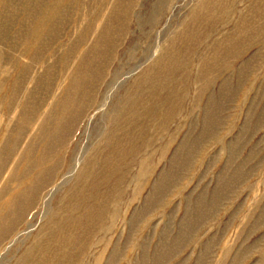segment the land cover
I'll return each instance as SVG.
<instances>
[{"label": "rangeland", "instance_id": "obj_1", "mask_svg": "<svg viewBox=\"0 0 264 264\" xmlns=\"http://www.w3.org/2000/svg\"><path fill=\"white\" fill-rule=\"evenodd\" d=\"M55 2L0 0V147L26 168L0 196L47 144L63 163L0 264H264V0Z\"/></svg>", "mask_w": 264, "mask_h": 264}, {"label": "bare ground", "instance_id": "obj_2", "mask_svg": "<svg viewBox=\"0 0 264 264\" xmlns=\"http://www.w3.org/2000/svg\"><path fill=\"white\" fill-rule=\"evenodd\" d=\"M63 1V0H62ZM70 1V0H69ZM54 4L57 5H61V0H57ZM64 4V3H63ZM73 4H71L72 6ZM58 6V7H59ZM61 7V6H60ZM82 7V6H81ZM100 7V6H99ZM51 8V7H50ZM71 8V7H70ZM96 8V7H93ZM98 8V7H97ZM55 9V8H54ZM67 9V8H66ZM97 10V9H96ZM64 11V10H63ZM97 12V11H96ZM101 13V12H100ZM110 13V12H109ZM76 15V14H75ZM112 15V14H111ZM114 15V14H113ZM112 15V17H113ZM97 16V15H96ZM65 18V15L64 17ZM55 19V18H54ZM60 19V18H59ZM50 22V21H49ZM103 22V21H102ZM72 24V23H71ZM39 25V24H38ZM64 25V24H63ZM97 25V24H96ZM108 25V24H107ZM38 27V26H37ZM43 27V26H42ZM47 27V26H46ZM51 27V26H50ZM83 27V26H82ZM109 27V26H108ZM49 28V27H48ZM76 28V27H75ZM99 29V28H98ZM43 30V29H42ZM37 32V31H36ZM19 33V32H18ZM33 32L31 31V34ZM37 33H41V28L40 30H38ZM48 33V32H47ZM55 36V35H54ZM94 36V35H93ZM19 38V37H18ZM103 41V40H102ZM53 46V44H52ZM101 46V44H98V47ZM103 46V44H102ZM109 47V46H108ZM97 48V47H96ZM101 48V47H100ZM50 49V48H49ZM71 51V50H70ZM100 51V50H99ZM36 56V55H35ZM98 56V55H97ZM103 56V55H102ZM55 57V56H54ZM65 60V59H64ZM83 60V59H82ZM67 61V60H65ZM63 62V61H62ZM64 63V62H63ZM96 64L94 63V66L91 67L92 69L86 71L85 73L87 74V77L91 75V77H89V80L92 79L94 76V73L97 71L96 68ZM51 69V68H50ZM78 69L80 70V65L78 67ZM78 70V71H79ZM77 71L78 74H76L74 76V79L71 81V83L69 84V95L63 96V98L66 100L65 103V108L66 110H69V113H72L74 110L73 109H80V103L82 102V99H84L85 97V92L84 89L82 92V95L80 97L81 94V80L79 79V72ZM86 74L84 75V78H86ZM97 75V74H96ZM19 77V76H18ZM18 79V78H17ZM25 80V79H24ZM85 80V79H84ZM82 80V81H84ZM17 81V80H16ZM94 81V80H93ZM19 82V81H18ZM16 82V84L18 83ZM52 83V82H51ZM50 83V84H51ZM85 83V82H84ZM88 83V81L86 82ZM102 83V81H101ZM14 84V86L16 85ZM51 86V85H50ZM17 87V86H16ZM85 88V87H84ZM90 88V87H89ZM86 89V88H85ZM88 89V88H87ZM14 90V89H13ZM16 91V89H15ZM14 93V91H13ZM48 95V94H47ZM87 95V94H86ZM83 96V97H82ZM87 100V99H86ZM97 100V99H96ZM85 102V101H84ZM75 104V105H74ZM65 110V113H67V111ZM64 111V110H63ZM78 111V110H77ZM64 113V114H65ZM76 115V114H74ZM79 116H66L65 119L61 120L60 122H56L57 125L55 127V132L57 134V137L53 136L55 140L58 141V145H62L63 141L66 139V137H68L69 135H71V128L73 127V125L76 124V126L79 123ZM83 118V117H82ZM131 123V122H129ZM132 124V123H131ZM54 124L52 125V127L54 128ZM72 126V127H71ZM129 126V124L127 125ZM132 126V125H131ZM130 126V127H131ZM77 130V129H76ZM75 130V132H76ZM74 131V129H73ZM114 131V130H113ZM19 132H24L23 127H20V131ZM9 133V132H8ZM73 134V132H72ZM127 135V134H126ZM20 136V135H19ZM73 136V135H72ZM9 143V142H8ZM20 143V142H19ZM50 144V143H49ZM19 144L14 143V146L9 149V145L7 146V142L3 141L1 147H0V178L2 177V175L7 172L8 176H7V183H10V180L12 178V180H16V178H22L25 177L26 175V168L23 169V171H20L17 174V170H18V165L17 164V168L13 167V169L8 170L7 164L8 162H10V157L11 154L14 152V150H16L17 146ZM48 145V144H47ZM44 146L43 151L36 157V160L34 161V165L32 167H30V169L27 171L28 174L30 173L29 177H32L30 180H20L22 181L21 184L17 187H15L16 189L14 190V188L12 189H6L3 188L1 190V196H0V200L1 202L2 200V195H10L11 193L15 192L17 189L21 190L19 191L20 195L19 197H17L16 199H14L12 201V203L10 202V207L7 206V203L5 204H1L0 205V245L6 241L7 239H9L10 235L12 234V232H14V230L16 229V227H18L20 224L23 223L24 220H22V215L24 214V210L26 209L27 205H29V209L33 210L35 207V199L37 197V194L39 195L40 193H42L44 190L48 189V187L50 185H52L54 179L56 178L58 172L61 170V168L63 167V163L62 161H60L59 159H57V150H54L52 145L51 146ZM59 147V146H58ZM176 158V157H175ZM49 160V161H48ZM73 160V159H72ZM74 161H79V160H74ZM175 161V160H174ZM23 162V161H22ZM71 162V160H70ZM76 162H74V165L72 166V162L68 165L69 170L71 171L72 169H74L78 164H76ZM78 163V162H77ZM15 164V163H14ZM85 165V164H84ZM83 169L82 171L79 173L78 172V176H83ZM6 177V176H5ZM81 179V178H80ZM19 181V182H20ZM25 181V182H24ZM19 184V183H18ZM28 184V185H26ZM8 187V186H6ZM27 187V188H26ZM96 187V186H95ZM26 188V189H25ZM24 189V192H23ZM87 189V187H86ZM9 191V192H8ZM92 192V191H91ZM22 204V205H21ZM9 205V204H8ZM26 206V207H24ZM7 211V212H6ZM15 211V212H14ZM10 213L15 215V219H11V218H3L4 216H2V213ZM10 220V221H8ZM4 232H10V235H4Z\"/></svg>", "mask_w": 264, "mask_h": 264}]
</instances>
